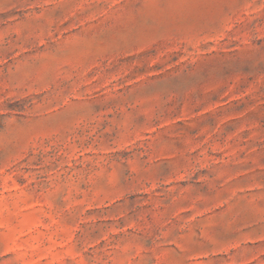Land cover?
Returning <instances> with one entry per match:
<instances>
[{
  "label": "rangeland",
  "instance_id": "374dc122",
  "mask_svg": "<svg viewBox=\"0 0 264 264\" xmlns=\"http://www.w3.org/2000/svg\"><path fill=\"white\" fill-rule=\"evenodd\" d=\"M0 264H264V0H0Z\"/></svg>",
  "mask_w": 264,
  "mask_h": 264
}]
</instances>
